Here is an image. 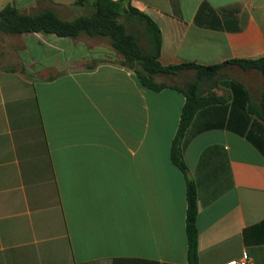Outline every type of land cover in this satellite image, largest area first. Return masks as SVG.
<instances>
[{"label": "crops", "instance_id": "0c3cea01", "mask_svg": "<svg viewBox=\"0 0 264 264\" xmlns=\"http://www.w3.org/2000/svg\"><path fill=\"white\" fill-rule=\"evenodd\" d=\"M76 1L0 0V11L72 20L90 12ZM131 4L159 26L165 66L264 56V0ZM0 39V264H189L186 178L170 157L184 94L143 88L107 39ZM234 73L238 90L214 89L229 101L188 130L199 264H264V124L248 111L264 82Z\"/></svg>", "mask_w": 264, "mask_h": 264}, {"label": "trees", "instance_id": "16d2710c", "mask_svg": "<svg viewBox=\"0 0 264 264\" xmlns=\"http://www.w3.org/2000/svg\"><path fill=\"white\" fill-rule=\"evenodd\" d=\"M75 5L86 7L90 12L72 20H65L53 9L27 14L14 5H7L0 11V33L19 36L42 32L74 40L82 36L107 39L109 47L117 56L116 63L132 69L143 88L154 92L171 88L184 94L186 102L172 141L170 157L186 178L188 259L189 264H199L197 187L189 175L184 158L189 142L188 130L200 110L229 101L226 95H217L215 88L223 85L227 91L236 92L240 87L236 80L222 78L223 69L236 67L245 72H258L264 82V56L256 59L229 60L209 66L195 63L165 66L159 61L162 46L159 26L147 14L134 8L131 0H77ZM6 70L25 72L24 67ZM186 72L192 73L193 78L184 81L183 86L163 80L167 78L176 81L177 77ZM248 111L264 124V88L258 100H252L251 96L248 98Z\"/></svg>", "mask_w": 264, "mask_h": 264}, {"label": "rangeland", "instance_id": "374dc122", "mask_svg": "<svg viewBox=\"0 0 264 264\" xmlns=\"http://www.w3.org/2000/svg\"><path fill=\"white\" fill-rule=\"evenodd\" d=\"M102 44H104V46H108L107 42L106 43L101 42V45ZM4 47H5L4 41L0 39V54L4 53ZM92 51L94 52L93 59H91V61H89L88 64H92V62H96V61H93V60H97V58L99 56V54L97 53L98 52L97 49L92 50ZM0 59H1V56H0ZM102 60H106V59H102ZM97 61H100V60H97ZM4 63H5L4 60H0V68L3 67L1 65H3ZM236 69H237L236 67H227V68L223 69L222 72H221L222 78L223 79H228V80H231V79L232 80L233 79L236 80L235 79V73H234V70H236ZM163 80L166 81L167 83H170V84H177L179 86H183L184 85V81L183 80L181 81V79H178V80L175 81V80H170V79L166 78V79H163ZM263 88H264V86L263 87L260 86V88H258L259 92H261ZM215 90H219V91H225L226 90L227 91V88H224L223 85H221V86L215 88Z\"/></svg>", "mask_w": 264, "mask_h": 264}, {"label": "built area", "instance_id": "2783aa9c", "mask_svg": "<svg viewBox=\"0 0 264 264\" xmlns=\"http://www.w3.org/2000/svg\"><path fill=\"white\" fill-rule=\"evenodd\" d=\"M227 264H250V262L248 259L244 258V259H241L240 261H233Z\"/></svg>", "mask_w": 264, "mask_h": 264}]
</instances>
